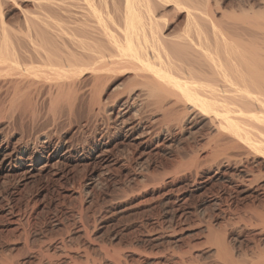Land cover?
<instances>
[{"label":"rangeland","instance_id":"obj_1","mask_svg":"<svg viewBox=\"0 0 264 264\" xmlns=\"http://www.w3.org/2000/svg\"><path fill=\"white\" fill-rule=\"evenodd\" d=\"M216 1L228 11L259 2ZM39 5L35 0H0V20L11 35L12 28L24 26V14L43 12ZM167 10L160 24L173 34L182 29L185 16L183 11ZM131 74L115 72L105 83V109L98 117L87 116V92L74 102L77 111L71 119L65 115L70 102L61 97L52 108L64 112L57 124L50 121L47 100L34 122L19 117L18 100L1 93L0 264H223L224 243L234 255L243 246L252 248L253 240L264 242L255 229L244 226L253 217L250 210L264 213L262 156L224 150L233 135L223 128L215 130L209 114L196 110L180 122L174 114L168 116L166 141L165 134L160 140L124 138L117 131L116 102L132 86ZM181 107L179 100L176 116ZM142 114L157 131L151 119H161V113ZM43 132L64 140L61 150L68 145L93 146L107 135V156L74 157L58 169L27 173L32 145L40 144ZM20 144L29 146L23 154L17 153ZM222 151L230 153L224 158ZM250 174L260 177L256 186L239 183Z\"/></svg>","mask_w":264,"mask_h":264},{"label":"bare ground","instance_id":"obj_2","mask_svg":"<svg viewBox=\"0 0 264 264\" xmlns=\"http://www.w3.org/2000/svg\"><path fill=\"white\" fill-rule=\"evenodd\" d=\"M35 3L43 7L39 5L43 12L24 14V26L12 28L11 35L0 20V96L4 91V97L18 100L19 117L35 122L42 114L39 106L46 100L51 110L61 97H67L70 103H66L65 115L71 119L77 111L74 102L84 92L88 94L87 116L98 117L105 109L101 101L105 83L115 72L130 70L132 86L116 102L117 131L124 138L160 140L170 134L169 115L174 114V120L180 122L196 110L209 114L215 130L223 128L233 135L223 142L224 146L228 144L222 146L224 150L243 149L246 156L260 154L264 160V0L230 11L216 0ZM167 7L184 12V25L174 35L160 24ZM179 100L182 107L176 116L174 105ZM51 111L50 121L57 124L64 112ZM156 112L162 116L151 119L159 126L157 131L148 121L146 124L149 117L145 120L142 114ZM106 127L110 128L109 124ZM52 135L43 132L40 144L32 145L25 164L27 173L48 167L58 169L74 157L82 160L107 156V135L93 146L68 145L63 150L64 140H54ZM27 145H18L17 153L27 151ZM222 152L224 157L226 152ZM240 172L249 177L248 171ZM246 178H239L246 187L260 179L256 175ZM249 214L253 217L244 226L255 229L256 236L264 240V213L250 210ZM223 246L227 248L223 264H264L261 240H253L252 248L246 250L243 246L234 255L227 252L225 243Z\"/></svg>","mask_w":264,"mask_h":264}]
</instances>
